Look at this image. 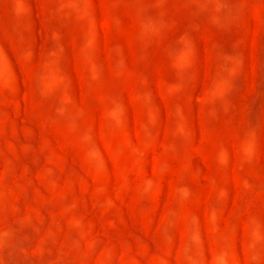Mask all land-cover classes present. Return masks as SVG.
<instances>
[{"label":"rangeland","instance_id":"1","mask_svg":"<svg viewBox=\"0 0 264 264\" xmlns=\"http://www.w3.org/2000/svg\"><path fill=\"white\" fill-rule=\"evenodd\" d=\"M0 264H264V0H0Z\"/></svg>","mask_w":264,"mask_h":264}]
</instances>
